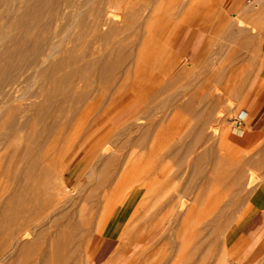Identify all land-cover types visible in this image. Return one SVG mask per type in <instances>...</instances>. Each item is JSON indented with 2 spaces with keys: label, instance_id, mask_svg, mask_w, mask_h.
<instances>
[{
  "label": "rangeland",
  "instance_id": "obj_1",
  "mask_svg": "<svg viewBox=\"0 0 264 264\" xmlns=\"http://www.w3.org/2000/svg\"><path fill=\"white\" fill-rule=\"evenodd\" d=\"M111 10L114 16H118V22H120L117 24L118 39L123 40L126 51L134 56L151 53L152 47L156 43L163 42L168 38L175 39L180 46L182 38L191 42L188 46L189 50H186L187 53L185 52L186 56L185 53L177 54L180 63L178 66L183 68L181 76L178 75L175 78L178 80L170 85L166 75H161L158 78L161 77L162 82L165 83L164 86L160 82L167 91H163V96L169 95V97H163L165 100L168 98L166 103H169L168 106L166 105L168 117L166 116L164 122L165 126L168 125L164 132L166 133L164 135L166 142H172L170 139H173L179 143H189L196 137L197 141L193 146L194 153L204 152L206 161L203 164L207 167V172L215 177L213 184L221 195V197L219 195V199H221L219 209L217 208L203 221L205 228L201 235L202 242H204L201 247L202 251L200 250L202 254L192 255L190 252L188 253L190 249L187 251L183 247L181 253L178 254L181 256L180 259L177 256L178 244L172 247L168 244L161 246L160 243L152 249H148V247L145 249L144 238L153 228L159 230L155 238L164 229L171 228L173 232L176 231V226L170 216L171 213L168 212V205H176L178 192L180 189L183 190V186L185 187L188 174L184 165L178 170L174 167L175 165L170 163L168 174L172 178L174 177L172 181L157 187L158 194L156 196L147 195L140 198L139 193L131 201L127 198L130 186L136 184L135 176L141 174L140 169H143L141 167L145 161L144 152L141 151H138L139 153L137 152L134 157L138 164L141 162L139 159L142 153L141 165L139 164L136 171L124 172L114 197L106 205L108 209L106 215L92 223L98 225L97 227L95 225L89 234H82L83 226H79L81 220L78 211L85 208L83 214L87 216L89 199H85V197L95 190L96 193L100 191L97 190L100 188H97V181L102 176L100 172L104 167L103 157L105 155L101 156L103 150L105 151L103 145L109 144L107 146L109 152L120 147L122 140L105 138L106 141L102 140L105 143L98 141L103 143L97 146L99 149L102 147L103 150L100 149L102 153L99 150V156L96 147L95 151H97L93 153H96L97 156L87 158L91 153L88 151L92 150L91 146H86L90 147L88 150L86 147L85 150L81 148V142L87 130V119L78 120V115L71 118L70 114L66 113L65 116L69 120L60 124L62 128L60 134L57 136L49 134L45 136L46 139L43 138L42 152H46L48 149L45 156H49V159L57 156V160L54 157L55 161H58L57 163L53 161L54 164H52L51 159V163H48L50 171L56 177L51 188L55 189L57 184L62 182L65 186L66 196L72 199V209L75 214L70 219L62 216V218H57L55 211L61 206L55 204L56 197L47 198L44 195L37 197L36 194L41 191L42 186L40 185L41 179L34 176L30 182L31 188L26 191L24 196V207L32 212L31 215L17 218L19 227L14 236L6 234L8 232L6 222L0 224V264H42L44 258L47 259V264H69L66 259L70 253L76 257V264H85V262L86 264H160V262L161 264H184V258L186 264H191L193 261L194 264H233L234 262L255 264L249 259H244L241 252L229 254L228 248L237 238L242 225H239V221L247 205L251 203L257 210L264 208V191H262L264 186L259 179L264 176V91L261 89L255 91V87L252 85L256 81L261 82L264 78V76H258L264 74V71L258 73L259 58L252 50L255 47V39L264 42V0H123L115 5V8L113 6ZM76 45L82 49L86 46L85 43H76ZM180 46L178 47L180 48ZM104 47L105 45L101 42V50L98 55H103ZM161 55L165 57L164 60H166V55L169 56L168 52L164 56L163 53ZM163 59L160 58L162 61ZM131 75L126 79L120 90V97L117 98L116 119L121 120L129 113L131 105L129 94L132 90L134 91V86L131 83L135 79V75L133 73ZM166 82L168 86L170 85L169 87ZM160 83L159 85H161ZM36 89L37 87L34 85L31 91L35 92ZM141 91H145L144 88ZM209 93L213 96H209ZM172 94L177 100L174 99L175 103L170 99L173 98ZM127 97L129 98L127 99ZM127 100H130V105ZM34 101H38V98L12 102L11 106L15 110L14 115L24 110L25 116L22 120L28 118L32 111L26 110L27 105ZM187 101L189 104L185 105L188 103ZM170 104L174 110L169 106ZM101 106L95 105L92 108V113H95V109L101 108ZM188 109L194 110L192 111L194 113ZM176 112L177 114H175ZM245 112L247 114L246 121H244ZM202 118L207 120L208 124L204 125ZM44 124L47 125L44 122H37L35 129H42ZM233 126H237L243 131L241 137L232 132ZM26 134L27 132L22 133V136L25 137ZM19 142L23 152L31 146L26 143L25 138ZM53 144L55 145L54 151ZM86 153H88L87 157ZM26 161L25 158L22 160V166ZM170 168L172 169L171 173H169ZM104 169L108 174L112 171V167L109 165ZM236 169L244 170H241L243 175L246 173L245 177L242 175L243 178L239 181L241 182L240 186H235L231 178L226 183L217 180V176L221 173L231 175ZM59 173L61 178H57L60 176ZM131 173H134V176ZM253 175L257 177L256 181L251 177ZM8 179L6 175L2 176L0 182L2 181L3 184L1 185H7ZM8 188L5 189L6 193L3 194V197L7 195ZM201 188L204 187L194 186L193 191L196 193L201 191ZM1 193L0 189V196ZM190 196L191 194L185 199V201L187 199L189 201L186 203L188 207L194 203L193 197L190 198ZM156 197L159 199L155 200ZM68 209L70 208L68 207ZM151 216L157 218L149 226L148 219ZM146 219L147 221H145ZM97 221L98 223H96ZM138 222L141 225L137 226ZM70 223H74L75 226L71 227ZM155 223L156 226L153 227ZM245 236L246 234L242 235L243 238ZM70 238L73 239L74 244L69 243ZM169 239L171 242L174 240L173 234L169 235ZM152 240L146 245H149ZM150 250L152 251L150 252ZM223 251L226 252L225 256ZM135 253L138 255L137 262H135V256H137ZM192 256L193 258H191ZM188 259H192V261ZM256 264H264V258Z\"/></svg>",
  "mask_w": 264,
  "mask_h": 264
},
{
  "label": "bare ground",
  "instance_id": "obj_2",
  "mask_svg": "<svg viewBox=\"0 0 264 264\" xmlns=\"http://www.w3.org/2000/svg\"><path fill=\"white\" fill-rule=\"evenodd\" d=\"M122 1L0 0V178L5 175L9 178L7 185H1L3 183L0 182L2 191L0 196V224L6 222L8 224L6 234L14 236L19 227L17 218L31 215L32 212L24 207V196L26 191L31 188L30 182L34 179V176L41 179L40 185L42 187L41 191L37 192V197L43 195L47 198L56 197L55 204L61 206L60 209L55 211L57 218L62 216L70 219L74 216L72 199L66 196L65 186L62 182L57 184L55 189L51 188L56 177L50 171L48 163H51V160L52 164L57 163L58 161H55L57 156H54L55 159L50 156L54 159L50 158V160L49 156H45L48 149L46 152H42L43 138L49 134L55 136L60 134L62 131L60 124L68 122L69 119L65 114L69 113L71 118L78 115V120L87 119L86 134L81 142V148L83 149L86 146H91L92 150H88L90 147H86V150L91 151L90 154L86 153V157L88 154L87 158L96 157L97 154L100 156L103 149L99 146L101 147L100 150L97 146L102 142L105 143V138L108 140L111 138L122 140L120 147L109 152L107 148L109 144L107 146L103 145L105 151L103 150L101 156L105 155L103 157L104 167L100 172L102 176L97 181V188L100 187L101 189L99 188L97 189L100 190L99 192L96 193L95 190L85 197V199H89L87 216L83 214L85 208L78 211L81 220L79 226H83L82 234H89L96 225L92 223L106 215L108 210L106 205L114 197L124 172L136 171L139 164L141 165L142 156L144 155L145 161L141 167L143 169H140V177L136 175L139 177L135 176L134 182L136 184L133 182L135 185L130 186L127 198L131 201L139 193L140 198L147 195L156 196L158 194L157 187L172 181L174 177L172 178L168 174L170 163L175 165L174 167L178 170L184 165V169H187L188 174L187 183L185 187H182L183 190L180 189V192L177 190L178 200L176 205H168V212L171 213L170 216L174 226H176V231L173 232L171 228L164 229L155 238L159 230L153 228L148 236L144 238L145 249L146 247L152 249L160 243L161 246L168 244L172 247L178 244L177 256L181 253L183 247L187 251L190 249L188 253L190 252L192 255L200 254L202 243L204 245L201 236L205 228L203 221L219 207L221 195L213 184L215 177L207 172V167L203 164L206 161L204 152L194 153L193 146L197 141L196 137L189 143H179V141H173V139H170L172 142L167 143L168 141L165 140L164 135L166 133L164 132L168 125L165 126L164 122L168 110H166V105L168 106L169 103H166L168 98L165 100L163 97H169V95L163 96L165 89L162 84L165 86V83L162 82L161 77V79L158 77L166 75L169 84L178 80H175V78L183 72V68L178 66L180 63L177 50L180 45L177 44L178 41L175 39L168 38L163 42L156 43L149 54L134 56V54L128 53L123 40L118 39L119 28L117 24L120 23L118 22L119 18L111 13L113 6L115 8V5ZM254 41L255 47L252 50L259 58L258 73L260 74L264 71V42L260 39ZM101 42L105 45L104 53L98 55L101 50ZM76 43H85L86 46L82 49L77 47ZM167 52L169 56L166 55V60L169 59L168 61L164 60L165 57H162V55L160 56L162 53L164 56ZM54 58L56 59L54 60ZM160 58H164L163 61ZM132 73L135 75V79L131 83L134 86V91L129 92L131 105L127 100L132 109L129 107V113L121 120L116 119L115 105L117 98L120 97V90ZM131 77L133 76L131 75ZM157 78L159 80L156 83ZM34 85L37 89L32 92L31 89ZM143 88L145 91H141ZM218 90L220 89L218 88ZM220 93H222L221 90ZM209 96H213V94ZM172 97L170 98L171 101L176 100L175 95ZM30 98H38V101L27 105L26 110H31L32 113L28 118L22 120L25 116L24 110L14 115L15 110L11 104L17 100ZM187 104L189 102L185 105ZM95 105L102 106L101 108L97 107L95 113H92V108ZM177 106L180 110L179 105ZM208 112L210 111L208 110ZM246 120L247 114L245 112L244 121ZM204 121V125L208 124L207 120ZM37 122H44L47 125L44 124L45 126H42V129L37 130L35 129ZM25 132L27 134L23 137L22 133ZM232 132L239 137L243 134V131L237 126L232 127ZM23 138H25L26 143L31 144L24 152L20 149L19 142ZM53 146L54 151L55 145L53 144ZM95 149L98 152L100 150V152L93 153L97 151ZM157 150L159 151L156 152ZM138 151L144 153L143 155L141 153L139 159L141 162L137 164V159L134 157ZM24 158L27 161L22 166L21 162ZM108 165L112 167L109 174L104 169ZM174 167L172 166V169ZM172 169L169 173L172 172ZM241 170L236 169L231 175L221 173L217 176V180L226 183L231 178L235 186H240L241 182L239 181L246 174L244 172L243 175ZM57 171L59 172V170ZM59 177L61 178V174L57 176V178ZM251 177L254 180L257 179L254 175ZM259 179L262 186H264V176ZM180 182L182 183L181 180ZM198 185L204 188L195 193L193 187ZM7 187H9L8 193L3 197ZM188 194H191L193 198L191 196L190 198L194 200V203L189 207L186 204L188 199L185 201L187 196L189 197ZM158 199L156 197L155 200ZM156 218V216H151L148 219L149 226L152 222L154 223ZM73 224L70 223V226L74 227ZM139 225L141 224L138 222L137 226ZM155 226L156 223L153 224V227ZM169 232L174 237L172 242L169 239V235L171 236ZM151 240L152 242L146 245ZM69 243L74 244L72 238H70ZM135 254L137 255V253ZM223 255H226L225 251H223ZM137 257L138 255L135 256V262H137ZM178 257L181 259L180 255ZM42 260V264H47L46 258ZM66 260L69 264H76L77 262L72 253L68 255ZM63 261L66 263L65 260ZM189 261H192V259ZM184 262L186 264L185 258ZM193 262L191 264H194Z\"/></svg>",
  "mask_w": 264,
  "mask_h": 264
},
{
  "label": "crops",
  "instance_id": "obj_3",
  "mask_svg": "<svg viewBox=\"0 0 264 264\" xmlns=\"http://www.w3.org/2000/svg\"><path fill=\"white\" fill-rule=\"evenodd\" d=\"M182 39V44L179 51H177L178 55L187 53L189 50L188 46L191 43L186 38ZM258 76L262 77L264 74ZM252 85L255 87V91L258 89L264 91V78H262L261 82L256 81ZM240 224L242 225L240 226L237 238L228 248L229 254L241 252L244 259H249V261H253L256 264L264 258V208L257 210L253 204H248L239 221ZM244 234H246L245 238L242 237ZM234 263L236 264V262Z\"/></svg>",
  "mask_w": 264,
  "mask_h": 264
}]
</instances>
